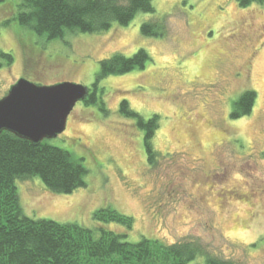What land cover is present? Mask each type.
Instances as JSON below:
<instances>
[{
	"label": "rangeland",
	"instance_id": "rangeland-1",
	"mask_svg": "<svg viewBox=\"0 0 264 264\" xmlns=\"http://www.w3.org/2000/svg\"><path fill=\"white\" fill-rule=\"evenodd\" d=\"M19 1L0 3V49L13 56L0 67V97L21 77L91 88L102 59L139 48L150 55L143 69L101 80L106 113L79 101L65 130L46 139L83 158L86 185L62 194L38 177L17 180L23 213L104 226L130 242L194 240L236 264H264V3L153 0L155 12L127 25L48 40L12 20ZM162 18L164 36L141 33L143 21ZM247 89L256 93L251 112L231 119ZM122 99L145 119L159 117L154 165L143 131L119 112ZM107 206L131 216L132 228L96 221Z\"/></svg>",
	"mask_w": 264,
	"mask_h": 264
},
{
	"label": "trees",
	"instance_id": "trees-1",
	"mask_svg": "<svg viewBox=\"0 0 264 264\" xmlns=\"http://www.w3.org/2000/svg\"><path fill=\"white\" fill-rule=\"evenodd\" d=\"M237 3L246 7L262 4L264 0H237ZM140 12H155L153 0H20L12 20L51 40L66 34L103 32L113 24L127 25ZM9 22L4 21L2 25ZM140 31L146 36H164L167 32L164 18L143 21ZM149 60L150 55L144 48L131 56L115 52L102 59L88 88L91 92L83 103L97 105L106 113L102 99L104 88L99 87L101 80L143 69ZM12 61V54L0 49V67L9 66ZM255 98L254 90H244L233 101L230 118L248 115ZM119 112L133 118L143 131L146 160L154 165L158 158L152 138L159 117L145 119L126 99L121 100ZM86 174L82 157H74L46 139L34 144L8 131L0 133V264H187L198 257L203 258L201 264H236L207 253L194 240L164 243L142 237L130 242L124 239V234L104 226L88 228L76 222L35 219L23 213L17 180L38 177L51 191L69 194L86 185ZM93 217L102 223H118L128 230L133 225L131 216L110 206L96 209Z\"/></svg>",
	"mask_w": 264,
	"mask_h": 264
},
{
	"label": "water",
	"instance_id": "water-1",
	"mask_svg": "<svg viewBox=\"0 0 264 264\" xmlns=\"http://www.w3.org/2000/svg\"><path fill=\"white\" fill-rule=\"evenodd\" d=\"M88 94V87L79 83L41 85L21 77L0 97V133L8 131L34 144L54 138L65 130L75 104Z\"/></svg>",
	"mask_w": 264,
	"mask_h": 264
},
{
	"label": "flooded vegetation",
	"instance_id": "flooded-vegetation-1",
	"mask_svg": "<svg viewBox=\"0 0 264 264\" xmlns=\"http://www.w3.org/2000/svg\"><path fill=\"white\" fill-rule=\"evenodd\" d=\"M89 93H90V91H89ZM83 102V101H82Z\"/></svg>",
	"mask_w": 264,
	"mask_h": 264
},
{
	"label": "bare ground",
	"instance_id": "bare-ground-1",
	"mask_svg": "<svg viewBox=\"0 0 264 264\" xmlns=\"http://www.w3.org/2000/svg\"><path fill=\"white\" fill-rule=\"evenodd\" d=\"M45 197H47V196H45Z\"/></svg>",
	"mask_w": 264,
	"mask_h": 264
}]
</instances>
